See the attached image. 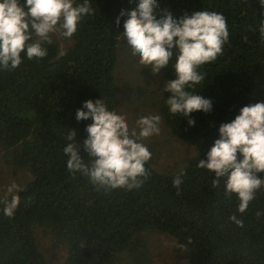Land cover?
Wrapping results in <instances>:
<instances>
[{
    "label": "trees",
    "instance_id": "1",
    "mask_svg": "<svg viewBox=\"0 0 264 264\" xmlns=\"http://www.w3.org/2000/svg\"><path fill=\"white\" fill-rule=\"evenodd\" d=\"M82 3L75 0V5ZM89 3L94 14L81 19L71 39L59 36L51 44L42 43L46 57L29 60L21 53L19 67L0 70V149L14 170L26 169L32 177L16 193L21 203L12 218L4 216L0 205V264H46L37 231L48 236L51 248L65 247L62 264H149L143 235L150 231L173 238L187 264H264V190L239 213L237 197L225 194V181L214 188V174L197 167L219 138L220 124L231 122L242 107L264 102V40L259 33L264 9L259 0H157V18L165 10L175 19L196 11L222 14L229 41L216 61L199 69L205 80L187 89L210 99L211 112L173 114L166 103V84L138 89L144 96L150 89L169 133L192 146L196 155L176 172L164 174L147 162L149 178L132 190H106L67 170L63 148L69 143L90 163L83 141L91 120L78 122L76 111L86 100L100 98L115 111L118 52L127 17H120L119 27L115 21L138 0ZM35 41L33 35L29 43ZM60 42L71 43L64 53ZM175 60L174 54L160 71L164 83L175 79ZM72 130L76 136L69 141ZM180 173L183 183L177 194L173 180ZM257 212L262 214L257 217ZM232 215L243 227L229 220Z\"/></svg>",
    "mask_w": 264,
    "mask_h": 264
},
{
    "label": "clouds",
    "instance_id": "2",
    "mask_svg": "<svg viewBox=\"0 0 264 264\" xmlns=\"http://www.w3.org/2000/svg\"><path fill=\"white\" fill-rule=\"evenodd\" d=\"M259 4L264 9V0H259ZM74 5L75 0H23V3L21 0H0V70L12 71L19 67L21 53H26L29 60L46 57L47 49L42 43L51 44L53 34L71 39L81 19L94 14L89 0ZM157 7V0H138L133 10H121L115 24L119 27L120 17H127L123 22L124 39L131 54L139 58V64L149 68L153 75L167 67L175 54V79L166 82L164 89L170 94L166 103L171 113L183 117L195 112L207 114L212 110V101L187 89L204 81L205 74L199 69L223 54L229 41L226 18L214 11H196L175 19L166 10L157 18ZM259 33L264 40V21H261ZM33 35L36 41L29 43ZM75 118L78 122L91 120L85 128L87 138L83 141L90 163L79 155L75 143H69L63 148L68 157L69 173H80L93 185L106 190L141 187L149 178L145 164L152 155L143 141L159 135L161 118L143 116L130 130L125 116L108 110L101 98L86 100L76 111ZM194 124V120H188L189 126ZM75 136L72 130L66 139L74 141ZM218 137L206 159L200 160L197 167L214 174V188L224 180L225 194H234L239 201L237 211L245 213L256 193L264 190V178L260 175L264 174V102L242 107L231 122L220 124ZM183 175L180 173L173 180L177 194ZM21 190L15 182L7 187V195L0 199L4 216H14L21 203L16 193ZM261 214L256 213L257 217ZM229 220L243 227V221L236 215Z\"/></svg>",
    "mask_w": 264,
    "mask_h": 264
},
{
    "label": "rangeland",
    "instance_id": "3",
    "mask_svg": "<svg viewBox=\"0 0 264 264\" xmlns=\"http://www.w3.org/2000/svg\"><path fill=\"white\" fill-rule=\"evenodd\" d=\"M59 35L53 34L51 39L58 40ZM119 46V61L116 70L117 84L115 92L114 109L117 114L123 115L131 129L136 127L135 122L143 116L158 115L154 107L155 98H151L150 89L163 88L160 72L153 75L149 68L139 64V58L129 52V46L124 39ZM61 51L64 53L71 43L60 42ZM131 50V49H130ZM150 88L146 95L138 94V89L145 86ZM159 135L143 141L151 152L149 165L158 173L176 172L183 162L196 155L195 149L181 143L169 133L162 120H160ZM139 131V129H136ZM32 179L26 169L14 170L6 161L0 149V197L7 195L6 189L13 182L22 189ZM145 240L149 246V264H187L185 255L180 250L175 240L166 234L150 231L145 233ZM37 244L44 255L46 264H62L66 257L65 247L51 248L48 236L42 231L36 232Z\"/></svg>",
    "mask_w": 264,
    "mask_h": 264
}]
</instances>
